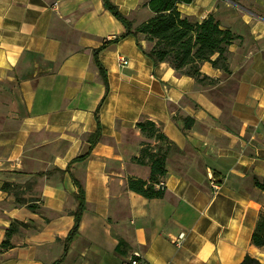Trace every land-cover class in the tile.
Returning <instances> with one entry per match:
<instances>
[{
	"label": "crops",
	"instance_id": "0c3cea01",
	"mask_svg": "<svg viewBox=\"0 0 264 264\" xmlns=\"http://www.w3.org/2000/svg\"><path fill=\"white\" fill-rule=\"evenodd\" d=\"M109 1L132 28L151 17L148 0ZM178 11L196 22L212 15L237 37L228 46L231 74L204 62L200 73L216 82L202 86L154 64L142 52L152 43L127 35L98 52L104 97L93 51L124 27L102 0H0V244L15 223L0 264L62 255L77 205L71 176L85 210L60 264H128L133 253L145 264H239L246 255L264 264V247L250 241L264 210L253 184L264 181V0H192ZM185 117L193 125L182 130ZM142 120L172 144L160 198L127 189L128 178L149 177L132 161L141 143L160 146L135 128ZM97 123L99 141L66 171ZM3 182L19 186L22 204Z\"/></svg>",
	"mask_w": 264,
	"mask_h": 264
},
{
	"label": "trees",
	"instance_id": "16d2710c",
	"mask_svg": "<svg viewBox=\"0 0 264 264\" xmlns=\"http://www.w3.org/2000/svg\"><path fill=\"white\" fill-rule=\"evenodd\" d=\"M192 0H148L145 7L151 13L144 22L132 28V23L122 16L117 8L109 1L102 0L104 9L118 20L124 27V32L110 41H105L99 48L93 51V61L99 70L100 77L105 87L106 96L108 92V83L106 72L98 61V52L108 46L110 43L117 42L120 38L131 35L135 38L139 46V39L142 37L145 41L152 43L148 51H142L154 64L167 63L176 73L192 77L202 86L215 84L216 80L211 79L200 73L199 67L207 62L213 68L222 71L226 75L231 72L228 68V46L237 38L229 30L220 27L218 21L209 15L200 22L192 21L182 16L178 11L179 4H189ZM97 111L95 117L97 119ZM176 120V119H174ZM182 130L189 129L193 125V119L185 117L181 120ZM135 128L147 139L160 143V146L152 145L149 142H142L138 151V156L132 158V161L140 166H147L149 177L147 180L139 178H128L127 189L133 191L147 199L160 198L163 195V188H156V185L162 181L166 175V156L172 148V144L161 133L160 129L149 120H142L135 124ZM101 137L100 126L97 123V129L86 138L88 150L74 158L69 163L66 171L70 172L71 164L84 161L89 150ZM58 171V170H57ZM45 175L37 173L35 176ZM76 192L73 197L76 200V209L72 213L74 223L66 238L64 239L62 255L51 264H60L68 250L70 242L77 235V228L81 219L82 212L85 210L84 189L80 181L71 176ZM255 187L264 192V181L259 182L253 178ZM1 189L7 193H12L16 204H22L19 198L16 184L3 182ZM28 209L35 210V205L28 204ZM12 223L6 229L5 240L0 244L1 249L10 247L8 238L12 232ZM251 244L257 248L264 247V210L260 211L258 220L250 238ZM239 264H259V262L246 255Z\"/></svg>",
	"mask_w": 264,
	"mask_h": 264
},
{
	"label": "built area",
	"instance_id": "2783aa9c",
	"mask_svg": "<svg viewBox=\"0 0 264 264\" xmlns=\"http://www.w3.org/2000/svg\"><path fill=\"white\" fill-rule=\"evenodd\" d=\"M117 61H118V65L119 66H126L128 64V60L126 58H124L123 56H118L117 57ZM210 184H211V187L212 189H216L217 188V185L216 183L213 182V180L210 178ZM163 182L160 181L157 185H156V188H163ZM184 237V234L183 233H180L178 234V236L176 237L175 241H174V244L176 246H179L180 245V242L181 240L183 239ZM128 264H145L138 253H133L132 254V257L129 259V262Z\"/></svg>",
	"mask_w": 264,
	"mask_h": 264
},
{
	"label": "rangeland",
	"instance_id": "374dc122",
	"mask_svg": "<svg viewBox=\"0 0 264 264\" xmlns=\"http://www.w3.org/2000/svg\"><path fill=\"white\" fill-rule=\"evenodd\" d=\"M232 77V78H231ZM231 77H230V79L228 80V81H226V83L228 82L229 83V87L227 88L228 90H229V92L231 93V90H232V84L233 85H235V79H234V77L231 75ZM225 85V84H224ZM224 85H222V86H224ZM208 86H210V87H213L214 86V84H211V85H208Z\"/></svg>",
	"mask_w": 264,
	"mask_h": 264
}]
</instances>
